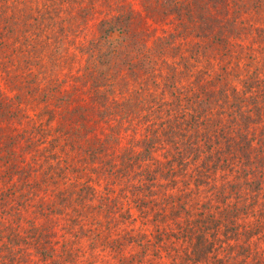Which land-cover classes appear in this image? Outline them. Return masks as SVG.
<instances>
[{
    "label": "trees",
    "instance_id": "1",
    "mask_svg": "<svg viewBox=\"0 0 264 264\" xmlns=\"http://www.w3.org/2000/svg\"><path fill=\"white\" fill-rule=\"evenodd\" d=\"M0 264H264V0H0Z\"/></svg>",
    "mask_w": 264,
    "mask_h": 264
}]
</instances>
